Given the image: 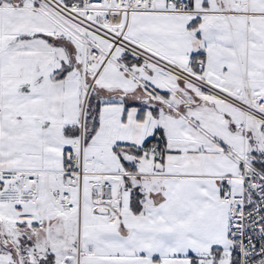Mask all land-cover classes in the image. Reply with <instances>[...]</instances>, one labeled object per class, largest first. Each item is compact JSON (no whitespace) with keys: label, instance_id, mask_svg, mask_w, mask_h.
<instances>
[{"label":"crops","instance_id":"crops-1","mask_svg":"<svg viewBox=\"0 0 264 264\" xmlns=\"http://www.w3.org/2000/svg\"><path fill=\"white\" fill-rule=\"evenodd\" d=\"M5 6L0 0V45L11 19ZM165 7L166 0H156V9L146 10L151 12L147 25L130 13L128 34L186 67L203 61L204 76L237 97L245 98L246 90L264 95V0H189L196 12ZM109 59L113 65L100 77L52 73L51 98L59 102L77 96L81 104L84 87L91 86L86 99L91 117L82 126L90 130L87 145L104 139L116 150L126 145L117 150L120 165L106 161L102 153L93 155V148L84 157L93 164L87 167L91 176L94 170L122 175L112 198L93 202L79 224L83 243L92 249L83 251V264H199L198 258L231 248L228 207L220 197L226 187L239 186L231 175L239 170L246 141L254 137L252 121L234 105L120 50ZM24 92L18 95L22 113L46 109L37 92L34 99ZM5 94V100L13 97ZM66 102L60 110L56 107V119L67 112ZM152 136L157 153L148 149L151 142L143 145ZM49 137L51 145L40 152L21 141L11 144L10 135V153L26 163L35 154L36 162L51 163L48 169H64L72 148H56L64 145L61 139Z\"/></svg>","mask_w":264,"mask_h":264},{"label":"rangeland","instance_id":"rangeland-1","mask_svg":"<svg viewBox=\"0 0 264 264\" xmlns=\"http://www.w3.org/2000/svg\"><path fill=\"white\" fill-rule=\"evenodd\" d=\"M5 1L6 6L3 9L11 19L8 20L10 24L6 27L9 32L3 37L0 45V162L6 167L31 169L29 167L35 166V169L38 170H48L50 171V183L65 184L63 168L48 169L50 162H36V159H33L35 154H29L31 160L26 163L20 161V156L13 157L10 153L11 146L8 141L10 135H12L11 144L21 141L33 148L30 150H39L40 152L51 145L47 144L51 140L49 136L53 135L54 138H60L64 144H55L56 148L62 150L64 147H69L75 152L82 149L84 152L83 167L86 174L82 179L80 216H78L77 209L73 212H64L58 209L47 195L45 186H42V198L38 203L12 204L0 200V264H19V261L21 264H83L84 243L80 236L79 224L84 223L85 214L96 201L95 198L99 192L100 175L98 172H105L94 170L90 172L94 176L89 175L87 167H93V164H88L84 157L88 150L93 148V155L102 153L101 156L106 161L120 165L118 151L124 150L126 145H118V151L113 145L108 144L106 139L100 145H87V134L90 130L85 127L83 129L82 126L83 121L87 122L91 117V103H86L91 86L87 84L84 87L85 95L82 97L81 104L77 103V96L69 102H66L67 99L59 102L58 99L51 98L54 83L52 73L56 71L58 75L66 74L77 77L78 75L84 77V75L95 74L100 77L113 65L112 60L109 59L110 55L116 50L125 51L119 46L113 47L110 40L86 29L70 16L69 11L64 13L37 0H19L18 5H14L11 0ZM189 11L196 12L197 10H192L189 7L181 12ZM220 11L227 15L230 13L226 9ZM130 13H132V17L143 21L146 25L151 22V12L139 10ZM128 17L129 15L124 16L125 26L122 27L125 29L126 35L132 38L127 31ZM89 44L97 47L101 52L96 61L84 58L85 48ZM152 50L175 61L155 49ZM146 63L161 69L152 63ZM185 82L197 87L193 83ZM24 90L27 91L29 97H32L31 99H34L36 92L43 98L46 109H43L42 113L24 114L21 112L22 97L19 98L18 95L26 93ZM4 94L7 96L12 94L13 97H8L5 100ZM15 95H17L16 98ZM210 96L224 100L217 96ZM13 100L17 102L9 108L8 103ZM61 102H66L64 109L67 112L56 119L54 117V115H58L56 107L60 110L61 105H64ZM86 122L85 126L88 125ZM57 125L60 126V129L56 128ZM253 140L254 137H250L249 142ZM14 152L18 154L16 150ZM24 163L28 165H23ZM45 164L46 167H43ZM53 164L59 167L57 162ZM54 177H57L58 180H55ZM237 181L232 180L235 184ZM102 192L109 193L105 189ZM71 202L78 208L75 185L71 186ZM232 260V249L228 247L216 256L211 253L209 256L198 258V263L232 264Z\"/></svg>","mask_w":264,"mask_h":264},{"label":"built area","instance_id":"built-area-1","mask_svg":"<svg viewBox=\"0 0 264 264\" xmlns=\"http://www.w3.org/2000/svg\"><path fill=\"white\" fill-rule=\"evenodd\" d=\"M51 5L54 9L70 13L86 29L119 46L129 56L176 75L184 81L193 83L207 94L217 96L239 108L244 118L250 119L254 127V140L246 141L239 159V170L231 177L238 179L239 186L226 187L221 200L228 207V237L233 254L232 264H264V95L246 90L245 98L237 97L218 88L203 74V61L195 68H189L161 56L151 48L129 38L125 29L124 16L132 11L153 10L156 0H37ZM189 8V0H166L167 11H184ZM101 52L97 47L85 48V59L98 60ZM252 144V145H251ZM148 149L157 153L159 148L151 143ZM99 192L97 202L110 200L112 190L120 181L119 172H98ZM50 171L14 168L3 166L0 162V200L5 203H38L42 198V186L47 195L64 212L77 209L80 216V197L82 179L86 171L83 167V151L66 152L64 176L65 184L49 181ZM46 179V181H44ZM58 180L57 177H54ZM77 187L78 208L71 202V186ZM108 190L104 194L103 190ZM48 214H51V212ZM90 245L84 250L90 252Z\"/></svg>","mask_w":264,"mask_h":264},{"label":"trees","instance_id":"trees-1","mask_svg":"<svg viewBox=\"0 0 264 264\" xmlns=\"http://www.w3.org/2000/svg\"><path fill=\"white\" fill-rule=\"evenodd\" d=\"M157 141V139L155 138V137H149V138H147L144 142H143V145H144V147L146 148V146L148 145V144H150V142L152 143V142H156ZM131 195H132V193H131Z\"/></svg>","mask_w":264,"mask_h":264},{"label":"water","instance_id":"water-1","mask_svg":"<svg viewBox=\"0 0 264 264\" xmlns=\"http://www.w3.org/2000/svg\"><path fill=\"white\" fill-rule=\"evenodd\" d=\"M98 211H105L106 209L104 208V207H102V206H97V208H96ZM19 264H21L20 263V261H19Z\"/></svg>","mask_w":264,"mask_h":264},{"label":"bare ground","instance_id":"bare-ground-1","mask_svg":"<svg viewBox=\"0 0 264 264\" xmlns=\"http://www.w3.org/2000/svg\"><path fill=\"white\" fill-rule=\"evenodd\" d=\"M87 248H89V249H90V248H91V246H88Z\"/></svg>","mask_w":264,"mask_h":264}]
</instances>
